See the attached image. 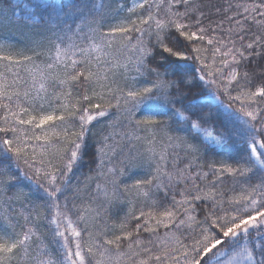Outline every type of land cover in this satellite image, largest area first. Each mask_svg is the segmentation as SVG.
Returning a JSON list of instances; mask_svg holds the SVG:
<instances>
[{
  "label": "snow or ice",
  "instance_id": "1",
  "mask_svg": "<svg viewBox=\"0 0 264 264\" xmlns=\"http://www.w3.org/2000/svg\"><path fill=\"white\" fill-rule=\"evenodd\" d=\"M32 11L0 37V264H264V0Z\"/></svg>",
  "mask_w": 264,
  "mask_h": 264
},
{
  "label": "trees",
  "instance_id": "2",
  "mask_svg": "<svg viewBox=\"0 0 264 264\" xmlns=\"http://www.w3.org/2000/svg\"><path fill=\"white\" fill-rule=\"evenodd\" d=\"M43 0H4L0 4V37H4L9 41L19 43L20 35L18 32L19 25L17 24V16L23 20L26 16L36 15L32 11L33 5L42 3ZM19 7L17 8V4ZM89 157H85L87 160ZM19 206L17 205V209ZM6 209L0 207V214Z\"/></svg>",
  "mask_w": 264,
  "mask_h": 264
}]
</instances>
